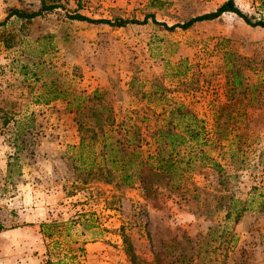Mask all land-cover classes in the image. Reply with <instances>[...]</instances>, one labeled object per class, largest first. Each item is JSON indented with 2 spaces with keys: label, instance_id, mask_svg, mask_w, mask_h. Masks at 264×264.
Segmentation results:
<instances>
[{
  "label": "rangeland",
  "instance_id": "374dc122",
  "mask_svg": "<svg viewBox=\"0 0 264 264\" xmlns=\"http://www.w3.org/2000/svg\"><path fill=\"white\" fill-rule=\"evenodd\" d=\"M223 1L42 0L34 7L0 0V264H132L129 249L139 260L155 256L166 264L164 242L180 235L196 241L213 225L224 233L199 264H264V213L224 218L215 202L264 189V28L230 12L185 29L159 24L183 22ZM233 1L242 12L264 14V0ZM11 8L38 14L7 16ZM73 13L145 21L114 26L70 19ZM236 74L246 89L232 93L227 82ZM238 99L248 117L238 130L245 135L235 143L237 158L216 157L219 171L194 162L178 188L160 186L154 198L115 177L78 181L90 159L101 163L96 100L112 116L108 139L123 142L137 115L151 124L152 112L178 104L210 133L216 107ZM205 149L216 156L218 146ZM49 221L56 225L44 227V236L38 224Z\"/></svg>",
  "mask_w": 264,
  "mask_h": 264
},
{
  "label": "trees",
  "instance_id": "16d2710c",
  "mask_svg": "<svg viewBox=\"0 0 264 264\" xmlns=\"http://www.w3.org/2000/svg\"><path fill=\"white\" fill-rule=\"evenodd\" d=\"M263 5L261 7H264ZM224 12L235 14L251 27L264 28V14L255 17L242 12L233 0H224L214 10L192 16L180 23L176 22L170 26H166L163 23L159 24L169 30L176 27L185 29L195 22L214 19ZM37 14L38 11L25 12L17 8H11L7 16L15 15L16 17L30 19ZM68 17L78 21L114 26H122L126 23H143L145 21V18L140 22L124 19L116 21L90 19L78 13H73ZM151 21L158 23L154 18H151ZM227 85L232 93L240 91V89L236 90V88L241 87V92L246 89L237 74L233 75L231 80L228 79ZM247 87L249 88V85ZM93 97L95 99L99 96L94 92ZM251 99L248 98V101ZM244 103L242 99H238L216 107L212 114L210 133H208L201 118H198L181 104H178L162 112H152L151 116L153 119L151 124H147L148 116H144V114L142 116L137 115L139 124L134 123L123 130L129 133L124 135L123 142L118 140L110 142L104 126L112 124V116L109 112L103 113L102 104L96 100L93 109L94 115L92 116L98 120V132L101 133V138L99 139L101 163H94V160L90 159V162L84 167L87 168L86 172L79 174L82 176H78V181L86 183L93 179V176L111 181L115 177L117 182L123 185L137 182L144 194V198H154L158 194L160 186L178 188L181 178L187 170H191L194 162L200 166L208 165L219 171L221 165L217 161L218 158H237L238 147H235V143L240 142L243 135H245L238 130L242 128L241 125L245 126L244 123L248 120V117L243 108H236V106H243ZM91 134L95 135V132L92 131ZM84 138L85 136L80 138L79 155L84 146ZM14 140V148L18 149L19 146H17L16 139ZM142 142L146 144V149L143 151L140 150L139 146ZM132 144L134 145L132 146ZM210 145L213 147L218 146L216 156L210 155L209 150L205 149V146ZM15 165V156L8 157L6 161L8 175L11 168ZM94 167L96 171L91 172ZM72 183L71 185L75 187L76 185ZM251 189L244 199L234 198L232 195L216 196V209L224 211V218H229L230 216L234 218L240 215L241 212L252 209L264 213V189L255 186ZM38 225L41 233L44 236H49L50 233L44 231L48 227L56 225V222H41ZM223 227L220 230L214 225L209 227L206 233L196 241L186 235L170 238L162 245L165 249L162 255L167 259L166 264H199V259L207 254V248L212 243L219 242V236L224 233ZM5 229L0 218V232ZM218 231L219 234H217ZM126 254L132 264H159V259L155 256L152 261L144 262L137 259L130 249L126 251ZM54 264H60V262L56 261Z\"/></svg>",
  "mask_w": 264,
  "mask_h": 264
},
{
  "label": "built area",
  "instance_id": "2783aa9c",
  "mask_svg": "<svg viewBox=\"0 0 264 264\" xmlns=\"http://www.w3.org/2000/svg\"><path fill=\"white\" fill-rule=\"evenodd\" d=\"M34 7H39L42 0H27Z\"/></svg>",
  "mask_w": 264,
  "mask_h": 264
}]
</instances>
